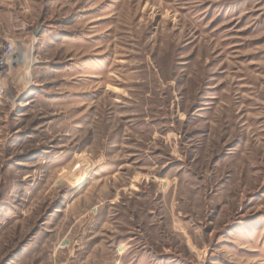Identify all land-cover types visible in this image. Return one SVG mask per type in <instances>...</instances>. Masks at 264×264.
I'll return each instance as SVG.
<instances>
[{
    "label": "rangeland",
    "instance_id": "rangeland-1",
    "mask_svg": "<svg viewBox=\"0 0 264 264\" xmlns=\"http://www.w3.org/2000/svg\"><path fill=\"white\" fill-rule=\"evenodd\" d=\"M8 44L0 264H264V0H0Z\"/></svg>",
    "mask_w": 264,
    "mask_h": 264
},
{
    "label": "built area",
    "instance_id": "built-area-1",
    "mask_svg": "<svg viewBox=\"0 0 264 264\" xmlns=\"http://www.w3.org/2000/svg\"><path fill=\"white\" fill-rule=\"evenodd\" d=\"M19 54L15 51L13 44H8L0 47V101L6 95V88L3 84V79L10 72V68L14 64H18Z\"/></svg>",
    "mask_w": 264,
    "mask_h": 264
},
{
    "label": "bare ground",
    "instance_id": "bare-ground-1",
    "mask_svg": "<svg viewBox=\"0 0 264 264\" xmlns=\"http://www.w3.org/2000/svg\"><path fill=\"white\" fill-rule=\"evenodd\" d=\"M17 51V50H16ZM22 56V55H21ZM22 57L19 56V61H21Z\"/></svg>",
    "mask_w": 264,
    "mask_h": 264
}]
</instances>
